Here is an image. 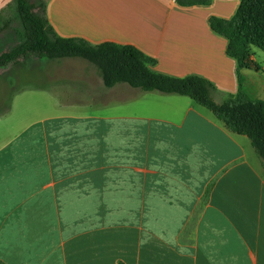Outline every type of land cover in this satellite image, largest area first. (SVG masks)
I'll return each mask as SVG.
<instances>
[{
	"label": "crops",
	"instance_id": "1",
	"mask_svg": "<svg viewBox=\"0 0 264 264\" xmlns=\"http://www.w3.org/2000/svg\"><path fill=\"white\" fill-rule=\"evenodd\" d=\"M13 5L0 0V13ZM239 5L45 0V16L60 37L135 46L156 72L226 96L240 73L264 102L259 55L238 72L209 24ZM46 66L0 112V262L264 264V160L249 137L188 96L108 88L86 60Z\"/></svg>",
	"mask_w": 264,
	"mask_h": 264
},
{
	"label": "trees",
	"instance_id": "2",
	"mask_svg": "<svg viewBox=\"0 0 264 264\" xmlns=\"http://www.w3.org/2000/svg\"><path fill=\"white\" fill-rule=\"evenodd\" d=\"M181 7L207 6L214 0H175ZM14 4L28 33L26 42L0 59V64L21 57L38 55L49 59L79 58L93 64L104 84L112 88L128 84L144 91H159L192 98L223 121L231 131L249 137L256 152L264 160V102L251 100L242 89L217 103L213 98L215 86L200 76L184 78L158 73L153 69L154 59L132 45L112 42L91 44L81 38L58 36L46 16L35 13L32 0H14ZM211 29L228 40L226 53L235 59L238 72L242 68L259 69L253 59L252 47L264 52V0H240L239 8L231 19L211 17ZM0 264H4L0 262Z\"/></svg>",
	"mask_w": 264,
	"mask_h": 264
},
{
	"label": "rangeland",
	"instance_id": "3",
	"mask_svg": "<svg viewBox=\"0 0 264 264\" xmlns=\"http://www.w3.org/2000/svg\"><path fill=\"white\" fill-rule=\"evenodd\" d=\"M32 3L36 7L35 13L44 17L45 0H32ZM27 37L28 33L15 4L0 13V59L23 45ZM252 49L259 55L260 60L263 61L264 52L256 47H252ZM53 60L38 55H31L0 64V112L6 98L5 95L13 89L12 87L21 88L26 80L25 77L40 73L43 68L47 67L46 64ZM262 61H260L261 66L264 65ZM212 95L214 100L221 103L230 97V95L226 96L218 93V91H213Z\"/></svg>",
	"mask_w": 264,
	"mask_h": 264
}]
</instances>
